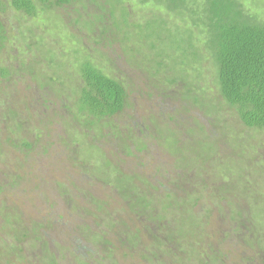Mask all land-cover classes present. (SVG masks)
<instances>
[{
	"label": "rangeland",
	"instance_id": "obj_1",
	"mask_svg": "<svg viewBox=\"0 0 264 264\" xmlns=\"http://www.w3.org/2000/svg\"><path fill=\"white\" fill-rule=\"evenodd\" d=\"M238 1L264 24V0ZM113 4L29 17L0 0V264H264V131L220 97L197 29L182 58L146 38L173 15ZM84 62L126 89L95 125L78 113Z\"/></svg>",
	"mask_w": 264,
	"mask_h": 264
},
{
	"label": "trees",
	"instance_id": "obj_2",
	"mask_svg": "<svg viewBox=\"0 0 264 264\" xmlns=\"http://www.w3.org/2000/svg\"><path fill=\"white\" fill-rule=\"evenodd\" d=\"M9 1L17 12L34 17L38 12L36 3L44 8H62L70 5L73 0ZM108 1L115 5H111L109 9L101 5L103 12L108 10L105 13L114 17L116 10H119L121 16H129L127 10L122 8L123 0ZM138 1L144 6L150 4L161 7L168 15L174 16L178 23L169 26L163 15H154L146 25V38L159 39V34H164L165 44H169L170 50L179 51L180 57H198L197 49L191 45L193 29L204 36V46L210 52L216 67L220 97L230 108L236 110L239 120L246 128L264 131V24L257 23L253 17L248 16L238 0ZM99 19L102 23L104 18L100 16ZM188 22L192 29L181 28L185 31V37L175 35L181 30V24ZM116 28L119 29L117 25ZM106 32H101V37L108 34ZM1 34L0 24V45ZM79 72L83 84L78 102L79 115L95 125L123 112L127 96L121 82L106 76L89 62L82 63ZM24 146L28 145L25 143Z\"/></svg>",
	"mask_w": 264,
	"mask_h": 264
}]
</instances>
